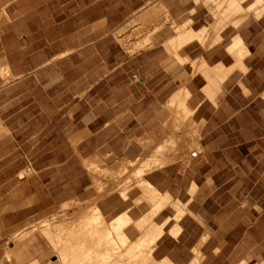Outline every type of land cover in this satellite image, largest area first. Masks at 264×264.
I'll use <instances>...</instances> for the list:
<instances>
[{"label": "crops", "instance_id": "obj_1", "mask_svg": "<svg viewBox=\"0 0 264 264\" xmlns=\"http://www.w3.org/2000/svg\"><path fill=\"white\" fill-rule=\"evenodd\" d=\"M3 9L0 94L27 81L61 86L52 97L74 104L66 117L79 130L94 129L97 154L113 161L121 143L129 158L134 146L144 152L136 170L157 198L149 216L156 221L170 198L182 205L132 244V207L110 221L100 210L72 225L55 220L48 237H66L70 251L117 224L114 251L122 235L126 246L142 243V264H264V0H7ZM132 21L147 34L134 51L138 38L124 45L118 37ZM83 106L91 111L74 117ZM176 113H189L181 129L194 133L186 144L196 149L188 157L161 148L173 141ZM155 131L160 148L150 157ZM98 214L102 224L83 231ZM41 225L55 259L32 264H61ZM93 250L104 257L107 248Z\"/></svg>", "mask_w": 264, "mask_h": 264}, {"label": "rangeland", "instance_id": "obj_2", "mask_svg": "<svg viewBox=\"0 0 264 264\" xmlns=\"http://www.w3.org/2000/svg\"><path fill=\"white\" fill-rule=\"evenodd\" d=\"M6 1L0 0V11ZM6 18V15H0V22H5ZM134 24L132 21L127 28L118 31L124 45L136 38L140 40L132 43L131 51L140 47L142 39L147 36L142 32L141 24L140 27ZM36 84L27 81L13 86L8 95L5 92L0 94V264H32L36 260L48 262L55 259L47 254L46 238L39 228L46 221L64 219L72 225L96 210L102 211L110 221L132 207L129 211L132 223L126 231L129 244H132L145 234L149 225H156V221L177 208L174 203L182 208L180 202L170 198L169 207L156 221L155 215L149 216L157 198L145 190L141 185L142 178L138 177L137 170L144 158L139 146L131 147L129 158L125 144L121 143L113 147V161L106 160V155L97 154V140L92 134L94 129L79 130L83 124L74 125L67 120L66 115L70 117L74 106L73 103L68 105L69 98L62 95L52 97L62 87L47 90L44 87L46 82L39 83L38 87ZM89 84H80L78 89ZM90 111L91 107L83 106L74 117L87 115ZM188 117L189 113L169 117L168 123L174 128L168 132L173 141L161 147L168 155L188 157L196 149L194 144H186L194 142V133L181 129ZM155 133L151 144L145 146L149 148L150 157L155 156L160 148L154 143L158 138L157 131ZM84 137L90 142L79 147L77 143ZM140 202L142 205L133 208L132 205ZM143 219L147 222L138 228L136 223ZM81 228L86 231L89 225ZM138 247H118L112 261L106 262L142 264L145 258L140 257L138 251L144 246ZM72 248L79 250L76 243L74 246L72 243ZM85 254L82 252L81 256ZM153 261L157 262L154 258ZM98 262L102 264L104 261L100 259Z\"/></svg>", "mask_w": 264, "mask_h": 264}, {"label": "bare ground", "instance_id": "obj_3", "mask_svg": "<svg viewBox=\"0 0 264 264\" xmlns=\"http://www.w3.org/2000/svg\"><path fill=\"white\" fill-rule=\"evenodd\" d=\"M231 5H232V3H231ZM189 33L191 34V32H189ZM191 35L188 38H191ZM196 36L199 37V38H202L203 32H200V34L199 33L196 34ZM100 217L101 216L98 214L96 216L97 219L95 218L92 221H90L89 222V227L93 228L92 226L95 223H98V226L100 224H102V222L98 221V219H100ZM124 217H122L121 219H124ZM54 220L55 219H53V221L52 220H50L48 222L46 221V222H44V224L41 225L43 233L47 234V232H48L47 231V227L52 225ZM95 221H98V222H95ZM120 229H121L120 226H118L117 224H115V225L111 224L109 229L106 231V234L104 235L103 239L99 238L97 240H91V241H88V242H85V243H82V242L79 243L78 242L76 245L78 246L79 250H81V252H86L87 253L81 258L73 257V253H74L75 250H73L71 248L70 251H72V252H70L68 248L63 246V245L67 244V242L64 241V239H66V237L65 238L64 237L50 238V237H48V234H47V238H49V244L52 247V249H54L55 252H57V254H58L57 258H58V260H59V262L61 264H84V263H87V264H100L98 262V260H100V259L102 261H104L102 264H108L106 261H109V262L112 261V253L114 252L115 248L117 247L116 246L117 243L115 244V241H114V239H112V235L111 234L112 233L116 234L117 232H119ZM118 243L120 244V248L123 247V246H126L127 245L126 237L124 235L120 236ZM68 244H71V243L68 242ZM102 244H104L106 246L107 251H106L104 257L99 258L98 257L99 254L96 253L93 249L97 248L98 246H101ZM87 245H88V249L84 250V247L87 246ZM157 264H171V263L163 261V262H160V263H157Z\"/></svg>", "mask_w": 264, "mask_h": 264}]
</instances>
